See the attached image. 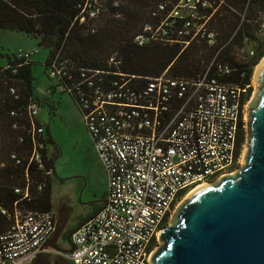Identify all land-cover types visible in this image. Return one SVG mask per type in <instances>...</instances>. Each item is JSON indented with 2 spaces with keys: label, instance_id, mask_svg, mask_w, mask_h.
Masks as SVG:
<instances>
[{
  "label": "built area",
  "instance_id": "obj_1",
  "mask_svg": "<svg viewBox=\"0 0 264 264\" xmlns=\"http://www.w3.org/2000/svg\"><path fill=\"white\" fill-rule=\"evenodd\" d=\"M207 8L209 0H175L168 18H181L190 28ZM100 11L97 6L90 16ZM260 28L264 34V19ZM149 39L136 37L140 45ZM244 43L252 60L256 49L247 38ZM32 54L20 50L18 56L28 59ZM116 56L112 54L109 63ZM212 66L225 75L235 71L228 63L214 61L207 72ZM58 73L50 72L51 78ZM121 75L109 84L78 91L109 183L106 205L72 235L74 246L64 254L71 264H151L160 230L175 204L195 186L218 181L242 165L244 143L239 146L238 138L242 129L248 132L244 108L252 84L239 87L206 73L193 81L162 74L143 85L136 76ZM39 112V106L31 107L32 115ZM36 131L42 133L44 127ZM40 157L35 149L33 158ZM56 228L54 210L16 209L9 230L0 234V264L32 263Z\"/></svg>",
  "mask_w": 264,
  "mask_h": 264
},
{
  "label": "trees",
  "instance_id": "obj_2",
  "mask_svg": "<svg viewBox=\"0 0 264 264\" xmlns=\"http://www.w3.org/2000/svg\"><path fill=\"white\" fill-rule=\"evenodd\" d=\"M209 2L195 26L186 28L183 19L168 18L175 0H0V33L9 30L38 39L39 46L48 49V76L55 87L64 86L61 92L82 114L78 91L109 84L121 74L126 79L136 76L145 85L162 74L193 81L208 73L245 87L264 56V0ZM97 6L100 13L91 17L90 10ZM140 34L149 41L138 44ZM245 38L256 45L252 60L243 50ZM7 58V66L0 67V234L9 230L18 208L54 210L52 175L59 156L49 126L31 113L33 105L43 109L48 104L33 92V60L16 54ZM214 61L228 63L235 71L225 75L212 66L207 72ZM52 71L60 72L55 79ZM40 126L42 133L36 131ZM245 140L242 129L239 146ZM35 149L40 161L33 158Z\"/></svg>",
  "mask_w": 264,
  "mask_h": 264
},
{
  "label": "water",
  "instance_id": "obj_3",
  "mask_svg": "<svg viewBox=\"0 0 264 264\" xmlns=\"http://www.w3.org/2000/svg\"><path fill=\"white\" fill-rule=\"evenodd\" d=\"M255 79L243 165L180 202L160 230L151 264H264V62ZM83 223L70 233V248L59 249L63 254L73 248L72 235ZM57 235L42 249L58 250ZM43 256L34 264H42Z\"/></svg>",
  "mask_w": 264,
  "mask_h": 264
},
{
  "label": "rangeland",
  "instance_id": "obj_4",
  "mask_svg": "<svg viewBox=\"0 0 264 264\" xmlns=\"http://www.w3.org/2000/svg\"><path fill=\"white\" fill-rule=\"evenodd\" d=\"M260 37L264 38L262 35ZM252 46L256 48L254 43ZM20 50L33 52L31 56L35 78L33 92L48 103L43 109H40L39 113L44 123L49 126L51 135L59 149V156L55 161V171L52 175L51 197L56 213L57 232L60 233L61 230L68 232L92 212L94 204L97 205L105 199L109 183L108 173L99 158L83 114L68 94L62 93L58 87H55L56 81L50 79L45 70L44 62L48 55V49L39 46L38 39L24 33L1 31L0 67H6L7 56L18 55ZM263 59L264 56L253 70L251 103L257 90L256 70ZM249 104L244 108L248 123ZM53 105L56 108L55 111ZM244 133L246 140L242 165L249 135V132ZM50 149L54 148L50 147ZM181 201L175 204L164 225L172 221ZM62 243L63 241L60 239L59 244ZM68 263L71 264L69 261Z\"/></svg>",
  "mask_w": 264,
  "mask_h": 264
},
{
  "label": "flooded vegetation",
  "instance_id": "obj_5",
  "mask_svg": "<svg viewBox=\"0 0 264 264\" xmlns=\"http://www.w3.org/2000/svg\"><path fill=\"white\" fill-rule=\"evenodd\" d=\"M105 199H106V197H105ZM105 199H103V200H105ZM103 200L99 204H97V205L94 204L93 205V210H92V212L89 213V215L87 217H91V216L95 215L101 209V207L103 206ZM78 225L73 227L72 229H70L68 232H66V231L63 232L61 230V232L58 233V235L56 237V240L53 241V244L58 248V250L50 248V247H47L45 249H42V248L40 249L38 254L40 252H42L43 255H44L42 264H69L68 260L65 258L64 254L61 251H59V249H69L70 248L69 235H70V233L73 232V230L75 228L78 227ZM57 231H58V226L56 228V232ZM56 232L54 233V235L46 243L52 241V239L55 237ZM60 239H62V241H63L62 244H59V240ZM34 260L30 264H34Z\"/></svg>",
  "mask_w": 264,
  "mask_h": 264
},
{
  "label": "bare ground",
  "instance_id": "obj_6",
  "mask_svg": "<svg viewBox=\"0 0 264 264\" xmlns=\"http://www.w3.org/2000/svg\"><path fill=\"white\" fill-rule=\"evenodd\" d=\"M263 62H264V59H263V61L261 62V64L258 66V69L256 70V71H257L256 74H258V71H259L261 65L263 64ZM207 184H209V183H208V182H207V183H202V184H199V185L195 186L194 188H192V189L189 191V193H188L189 195H186L187 197H185V199L188 198V196H191L194 192H196V191L199 190L200 188L206 186Z\"/></svg>",
  "mask_w": 264,
  "mask_h": 264
},
{
  "label": "crops",
  "instance_id": "obj_7",
  "mask_svg": "<svg viewBox=\"0 0 264 264\" xmlns=\"http://www.w3.org/2000/svg\"><path fill=\"white\" fill-rule=\"evenodd\" d=\"M40 115V118L43 120V118L41 117V114H39ZM102 208V207H101ZM98 213V212H97ZM90 217H86L85 219H82V221L81 222H79L78 224L80 225L81 223H83L85 220H87V219H89ZM78 225V226H79Z\"/></svg>",
  "mask_w": 264,
  "mask_h": 264
}]
</instances>
